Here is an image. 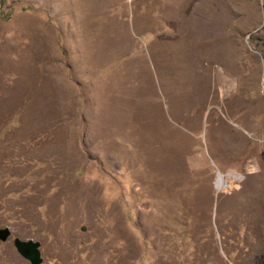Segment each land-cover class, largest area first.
Instances as JSON below:
<instances>
[{"label":"rangeland","instance_id":"obj_1","mask_svg":"<svg viewBox=\"0 0 264 264\" xmlns=\"http://www.w3.org/2000/svg\"><path fill=\"white\" fill-rule=\"evenodd\" d=\"M5 226L40 264H264V0H0Z\"/></svg>","mask_w":264,"mask_h":264},{"label":"water","instance_id":"obj_2","mask_svg":"<svg viewBox=\"0 0 264 264\" xmlns=\"http://www.w3.org/2000/svg\"><path fill=\"white\" fill-rule=\"evenodd\" d=\"M10 234L8 227L0 228V238L5 240ZM39 242L30 240L15 239L16 250L31 261L32 264H40L42 257L39 251Z\"/></svg>","mask_w":264,"mask_h":264},{"label":"flooded vegetation","instance_id":"obj_3","mask_svg":"<svg viewBox=\"0 0 264 264\" xmlns=\"http://www.w3.org/2000/svg\"><path fill=\"white\" fill-rule=\"evenodd\" d=\"M8 227V226H5ZM8 230L10 231L11 234V230L8 227ZM9 236L3 240L0 238V242H5L9 237ZM15 238H20L21 240H30L32 239L34 241V238L32 237H25V238H21L18 235H15L12 239V242L14 241ZM0 264H32L30 260H28L26 257H24L22 254H20L16 249L15 252H11V251H0Z\"/></svg>","mask_w":264,"mask_h":264},{"label":"bare ground","instance_id":"obj_4","mask_svg":"<svg viewBox=\"0 0 264 264\" xmlns=\"http://www.w3.org/2000/svg\"><path fill=\"white\" fill-rule=\"evenodd\" d=\"M228 177H236V178H238L239 174L231 172V173H228V175L225 177V175L220 172L219 176L217 177L218 178V180H217L218 188L230 187L231 182L227 180Z\"/></svg>","mask_w":264,"mask_h":264}]
</instances>
